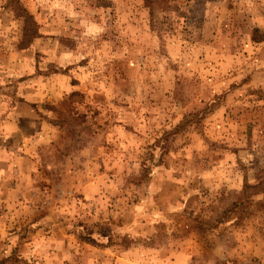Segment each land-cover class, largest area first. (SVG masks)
Segmentation results:
<instances>
[{"label": "rangeland", "instance_id": "1", "mask_svg": "<svg viewBox=\"0 0 264 264\" xmlns=\"http://www.w3.org/2000/svg\"><path fill=\"white\" fill-rule=\"evenodd\" d=\"M0 264H264V0H0Z\"/></svg>", "mask_w": 264, "mask_h": 264}]
</instances>
